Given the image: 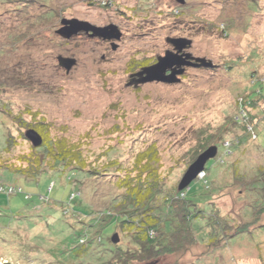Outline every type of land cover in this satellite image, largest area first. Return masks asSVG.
I'll return each instance as SVG.
<instances>
[{
	"label": "rangeland",
	"instance_id": "rangeland-1",
	"mask_svg": "<svg viewBox=\"0 0 264 264\" xmlns=\"http://www.w3.org/2000/svg\"><path fill=\"white\" fill-rule=\"evenodd\" d=\"M22 2L0 0V163L20 166L19 159L42 148L33 146L25 132L43 119L50 124L49 137L70 138L100 164L117 156L131 167L136 155L154 144L164 187L170 190L179 186L204 137L226 133L216 157L206 164L213 191L200 198L208 204V216L217 219L210 241L202 242L209 220L202 217L194 226L199 242L193 238L190 243L181 233L168 236L174 251L152 264H264V231L254 235L234 228L262 227L264 212L259 208L260 213L247 215L251 198L246 184L233 175L237 158L246 173L264 164V0H30L26 8ZM63 18L114 23L123 35L104 40L80 33L66 39L56 32ZM167 37L192 39L186 50L213 65L188 66L175 83L128 85L142 64H153L173 49ZM59 55L77 59L70 72L59 64ZM256 91L263 100L255 98ZM254 123L257 136L248 126ZM239 136L229 153L226 145ZM8 139L10 150L4 153ZM113 180L60 170L28 179L0 169V184L24 190L0 193V264L102 262L106 255L95 252L90 260L79 254L83 248L72 247L87 232L103 240L89 242V250L111 245L115 223L101 227L91 217L107 201H116L112 197L119 190ZM203 186L195 179L189 188ZM74 190L82 193L72 204L78 213L64 216ZM233 217L235 224L229 221L232 226L222 229L218 221L225 224Z\"/></svg>",
	"mask_w": 264,
	"mask_h": 264
},
{
	"label": "trees",
	"instance_id": "trees-1",
	"mask_svg": "<svg viewBox=\"0 0 264 264\" xmlns=\"http://www.w3.org/2000/svg\"><path fill=\"white\" fill-rule=\"evenodd\" d=\"M29 1L30 0H27V2ZM23 2L20 4L26 8L27 2L24 0ZM43 5L46 7L48 6L46 4ZM55 10L57 13L56 8ZM18 37L17 35V38ZM147 64H142L140 68L147 66ZM260 86L259 88L262 90V85ZM256 92L257 95L255 98L262 99L258 95L259 91ZM251 99L255 100L254 97H251ZM25 123L27 124L26 121L21 122L22 126L23 124L25 125ZM30 126L29 128H34L42 135L44 143L42 148L32 149V155L28 156L29 159H19V162H22L20 166L15 163L9 164L7 162H1L0 169H6L28 179H35L47 170H60L62 172L71 171L73 173L80 172L82 177L85 176L86 179L92 178V180H94V178L99 180L104 176H110L114 178L113 183L119 190V193L112 197L116 198V201L112 203L107 201L106 208L98 210L99 212L97 215L91 217V219H96L97 225L99 224L101 227H109L111 224L115 223L116 230L109 238L111 245L109 248L105 249L95 248L89 250L86 248L89 242L101 244L103 240L100 236L97 235L98 237L96 238L93 237V235L90 236L87 232L85 234L86 237L82 235L72 247V249L78 247L83 248L79 251L80 255H87L90 260L91 254L95 252L106 255V258L99 264H133L136 262L152 264L160 257L174 251V242L172 238L170 239L168 236L172 237L177 233H181L184 237H189L190 243L193 241V238L198 241L199 239H197L195 235L194 226H199L198 220L200 219L202 221V217L209 219L205 230V236L202 237V242H204L206 237L208 238L206 241L210 239L212 228L214 229L215 224H217V219L213 220L208 216V204L203 203V200L201 201V199H203L201 196H206L213 191V187L210 185L211 182L208 180V167L205 166L203 170L205 175L203 177H197L198 180L203 182V190L198 189L197 191H192V188L179 190L178 186L167 190L164 187L160 171L162 167L160 153L154 144H151L146 147V149L139 152L131 167L124 166L122 161L118 160L117 156H108L107 160L100 164L98 162L96 163V160L91 159L90 154H84L81 147L70 138L56 136L55 134L49 137L48 133L51 130L50 124L43 119L33 121ZM248 126H251L252 136H257L254 130L255 123L254 125L249 124ZM225 136L226 133H221L218 136L208 135L204 137V142L195 153L192 162L195 161L206 148L213 145L218 146L224 144L225 142H221V139ZM11 137H9V139H11ZM9 139L7 141V146H5L3 150L4 153L10 150L11 140ZM237 143H240V136L236 141L233 140L230 145H226L229 153L231 152V147ZM33 151L35 156L37 155L36 157H33ZM40 151L41 153H39ZM2 156L3 155L0 153V158ZM262 157L264 160V154H262ZM240 160V158L236 159V168L234 169L233 175L238 181H241L242 184H246V190L249 193L248 197L250 196L251 198L248 199L245 212H247V215H254L258 212L257 209L262 208L260 212L263 213L264 164L260 162L258 165H253L251 166L252 173H246L245 170L244 172L240 170L242 164ZM69 180L73 181L72 176H69ZM76 182H78V190H81L82 186L80 185V181ZM0 186V193H5L7 195H9L8 192L10 187L13 188V190L10 191L11 193L24 191L21 187L14 185L0 184ZM253 186H257L258 190L251 191L250 189ZM93 188L97 191V187ZM7 189L8 192L6 191ZM78 190L71 192L73 196L70 194L69 202L63 207L64 216L73 215L72 212L78 213L75 205L72 207L73 202L82 196L81 191ZM26 197H29V195L26 194ZM41 198L44 200L46 199L43 196ZM101 212L103 213L101 214ZM89 214L90 212L87 210L86 215L88 216ZM234 218L235 217L231 220L227 219L225 224L220 220L218 222L223 229L232 226V224H228L229 221L235 224V220L233 221ZM79 220L82 221L81 218ZM248 222L249 221H246V223ZM226 224L228 225L226 226ZM244 225L249 226V223ZM246 226L239 224L238 226L234 225V228H236L237 233L249 232L254 235L257 233V230L261 232L264 231V224H262V227L258 228ZM118 232L121 233L123 239ZM115 234H117L119 238L117 242L113 240ZM70 262L71 261H68V263Z\"/></svg>",
	"mask_w": 264,
	"mask_h": 264
},
{
	"label": "water",
	"instance_id": "water-1",
	"mask_svg": "<svg viewBox=\"0 0 264 264\" xmlns=\"http://www.w3.org/2000/svg\"><path fill=\"white\" fill-rule=\"evenodd\" d=\"M177 1L185 3V0ZM56 32L66 39L72 38L74 35L80 33H85L89 37H99L104 40H117L123 35L119 26L114 23L99 26L79 18H63L61 20V26ZM167 41L172 45L173 49L167 50L164 55H159L155 63L143 66L138 71L132 73L128 85L135 83L137 87L139 83L153 81L175 83L181 80L179 76L184 73L185 68L188 66L213 65L210 59L196 57L186 50L192 46V39L187 37H167ZM113 46L116 48V43L113 42ZM58 61L68 72L77 63L76 58L64 55H59ZM25 136L32 142L33 146L40 147L43 145L42 135L34 128L28 129L25 132ZM217 153L218 146L216 145L210 146L203 151L185 172L179 183V190L189 188L191 183L197 179L198 174L205 169L207 162L215 158ZM113 240L115 242L119 240L117 234L113 236Z\"/></svg>",
	"mask_w": 264,
	"mask_h": 264
},
{
	"label": "built area",
	"instance_id": "built-area-1",
	"mask_svg": "<svg viewBox=\"0 0 264 264\" xmlns=\"http://www.w3.org/2000/svg\"><path fill=\"white\" fill-rule=\"evenodd\" d=\"M107 1H109V2H111V0H107ZM205 175V172L204 171H201L199 174H198V176L199 177H203ZM13 190V188H9V191H12Z\"/></svg>",
	"mask_w": 264,
	"mask_h": 264
}]
</instances>
